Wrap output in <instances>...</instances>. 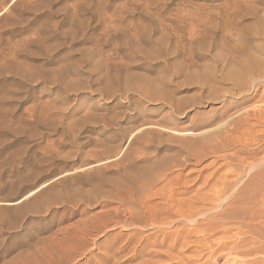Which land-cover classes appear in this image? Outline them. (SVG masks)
I'll return each instance as SVG.
<instances>
[{
  "label": "rangeland",
  "instance_id": "1",
  "mask_svg": "<svg viewBox=\"0 0 264 264\" xmlns=\"http://www.w3.org/2000/svg\"><path fill=\"white\" fill-rule=\"evenodd\" d=\"M258 1L0 0V264L44 258H62V264L263 263L264 224L224 219L236 209L213 196L226 171L222 161L192 162L156 183L151 194L165 193L149 197L145 208L136 205L138 223L113 198L111 183L121 168L118 157L136 175L157 161L181 159L183 140L216 128L220 104L198 103L178 114L138 89L203 102L210 90L185 84L186 75L220 76L251 54L264 60V39L251 32L264 15ZM228 20L253 45L239 48V35L215 28ZM229 53L235 62L221 71L217 56ZM263 93L264 85L249 106ZM202 120L214 123L194 131ZM148 129L152 135L131 144ZM166 193L174 210L163 205ZM185 203L194 217L186 215Z\"/></svg>",
  "mask_w": 264,
  "mask_h": 264
},
{
  "label": "bare ground",
  "instance_id": "2",
  "mask_svg": "<svg viewBox=\"0 0 264 264\" xmlns=\"http://www.w3.org/2000/svg\"><path fill=\"white\" fill-rule=\"evenodd\" d=\"M258 2L262 5H264V0H259ZM263 8H264V6H263ZM258 14H260V13H258ZM258 14H257V16H258ZM1 19H2V14L0 13V22H1ZM255 24L257 26L251 32H255L256 35H258L259 37H262V39H264L263 38L264 37V15L263 14L256 18ZM219 25H220V29H223L225 32L228 31V33H230V31H231V32L239 35L238 38H241V41L243 42L242 44L238 45L239 48L240 47L246 48L248 46L253 45L254 41L253 40L249 41L248 38L246 39L244 37L245 34L241 30L238 29V27H237L238 25L235 24L234 21L228 20V21H225L223 24L221 22V23L217 24L215 28L218 29ZM259 37H257V38H259ZM259 52H260V55L264 56V46L261 47ZM234 58H235V55L232 53H229L227 55L226 54L225 55H218L217 59L219 60L220 64L222 65L221 71H223L225 69V67H227L230 63L235 62V60H233ZM182 72H184V71L180 70V71L175 72V74L179 75ZM184 83L187 85H193V84L196 85L197 84L201 89H203V88H204V90L209 89L210 93L205 97V101H203V102H192L189 100H178L177 101L174 98L170 97L167 93L160 92L159 88L155 89V87H152V88L150 87L147 89H146V87H143V89H138V92L142 96H144L145 98L149 99L150 101H159V102H162L163 104L165 103V104L171 105L174 108V111L178 114L184 113L187 109H189L192 106H196L198 103H205V102L218 103V104H220V107H219V112L217 115L218 120H216V123H217L216 128L213 127L214 129H207L203 132L196 133V134H194V135H196V137L194 136L195 138H193V139L183 140L181 142V148L179 151V155L182 157L181 159L169 160L166 158L164 160L157 161V162L152 164L153 165L152 167L150 166V167H147L146 169L143 168L140 170L137 169L139 171V173L138 174L136 173V175L131 174V171H128V169L132 168V167H130V164L128 166L127 165L125 166L123 164L124 163L123 157L122 156L118 157L117 161H116V166H120L121 168H120V170L115 172V174L117 176L116 180H113L111 182V183H113L112 187H113L114 193L113 192L112 193H113L114 197L110 193L111 196L115 199L116 198L119 199L117 201H119V203H121V206L125 208V211H127L129 214H131L130 219L133 222L134 221L136 222V220L138 219L136 217L137 219L135 220V216H137L135 213L137 211L136 205L141 206L143 208L144 205L150 201L149 197L151 199V197H153V195H159L160 196V194L162 195L165 193V191H164L163 193H160V194H155V193L151 194L153 192V191L151 192V190L154 189L153 186L156 183H159V182L162 183V181H165L170 174H172L178 170L186 169L188 166L192 165V162H194V164H199V163H202L204 161L214 159L212 161V164H216L219 161H222L223 163L221 164V167H222L221 169L225 168L226 171H224L225 173L223 175H221V177L219 179H217L215 184L212 186V192L214 194L213 196H216L215 198H218V199H221L222 197H224V198L226 197L225 201L229 199L230 206L234 207L236 209L235 212H233L232 209H230V207H229V209L233 213H231L229 211L231 214H228V215L226 214L224 219H227L229 221L233 220V222L234 221L237 222V220H240V221L243 220L244 222L246 220H250V221H248L250 223L245 222V223H247V225H250V227L256 226L255 222L256 223L258 222L260 224L259 226H261V224H264V93L262 94L261 99L258 102H256L254 105L249 106V103L252 102L254 99H256V97L259 96V92L261 90V87L264 85V60L261 59L260 57H257L256 55L251 54L248 56V58L245 61H242L237 66H234L227 73L223 72V74H221L220 76L217 75L216 73H213V72L209 73V74L205 73V74H201V75H198L196 73L195 74L191 73V74H188L185 76V82ZM216 85H229V86H231V88L230 89H227V88L226 89H219L216 87ZM253 94H255V95L252 96ZM234 100H236V102ZM232 103H234V104H232ZM213 123L211 120H202L196 126H194L193 129L195 131V130H200V129H203L206 127L211 128L210 125H213ZM186 132H188V131H186ZM147 134L152 135L153 131L148 129V131L146 133H140L139 135H137V138H134L131 141V144H133V145L136 143L140 144L139 143L140 140L144 139V136H146ZM152 138H153V136H152ZM148 142H151V140L146 141L144 143V145ZM88 162H90V161H88ZM118 178H120V179L122 178L121 180H123V181H121ZM177 181H178V178H177V180L176 179L174 180V184H173V182L172 183L170 182L171 184H168L167 189H169L170 192H174L176 190L173 188V186L177 187L179 185V184H177V183H179V181L178 182ZM167 196L168 195L166 193V197ZM170 196L171 195L169 194V197ZM260 196H261L262 200L259 201L258 199ZM154 197H156V196H154ZM169 197H167V200L166 199L164 200V201H166V204L164 203L163 205L164 206L166 205V209H169L170 207H171V209H173V207L171 206L172 204L170 205V203H168L169 202L168 200L171 201V198H169ZM33 198H36V197H33ZM224 198H222V199H224ZM172 200H173V197H172ZM176 202H178V201H176ZM172 203L175 204V201ZM178 203H176V205ZM187 203H188V201H187ZM182 204H184V203H182ZM158 205L160 206V204H158ZM178 205H177V207H178ZM225 205L229 206V204H225ZM159 206H156V207H159ZM167 206H170V207L167 208ZM184 206H187L186 203H185V205H183V208L187 209ZM216 206L218 207L219 205H216ZM156 207H153V209L154 208L156 209ZM181 207H182V205H181ZM190 207L191 206L189 205V208ZM254 207H258V210L256 208L254 209ZM147 208L148 207H146V209ZM149 208H151V207L149 206ZM183 208H182V211L184 210ZM219 208L221 209V207H219ZM219 208H217V209H219ZM166 209H161V210H164L163 212H165ZM177 209L178 208H176V210ZM193 209H194V207H193ZM225 209H226V206H225ZM173 210H170V211H172V213H171V215H173L172 217H174ZM177 211H179V210H177ZM182 211H180V213L177 212V214H179V215H177L175 212V215H177L178 217L184 218L185 214H183V213L181 214ZM187 211H188V209L186 210V212L185 211H183V212H185L186 215L189 212H191V216L194 215V213H192V211H189L188 213H187ZM223 211H224V209H223ZM115 212H117V211H115ZM156 212L158 213L157 209H156ZM218 212L220 213V211H218ZM153 213H154V211H153ZM225 213H228V211ZM169 215L170 214L168 212L167 216H169ZM216 215H217V213H216ZM224 215L221 214V216H224ZM157 216L160 217L159 215H157ZM177 216H175V218ZM221 216L219 215V217L223 219V217H221ZM139 217H141V216H139ZM151 218H153V217H151ZM183 218H180V219H182L180 221H185ZM191 218H189V219H191ZM194 221H196V220H194ZM233 222H231V223H233ZM238 222L236 224H238ZM136 223H138V220ZM177 223H178V220H177ZM241 224H243V223H241ZM240 227H239V230L243 229V227H241V228ZM246 228H248V226ZM252 228H255V227H252ZM252 228H250V229H252ZM94 229H96V228H94ZM245 231L247 233V230H245ZM255 231H257L256 228H255L254 232ZM237 232H239V231H237ZM241 232H243V231L241 230ZM250 232L248 230V233H250ZM239 235L241 236L240 232H239ZM243 235H245V234L243 233ZM249 235L250 234H248V236ZM262 235H260V237ZM232 236L234 237L235 235H232ZM240 236H239V238H242ZM250 237H248V238H250ZM257 238H259V237H257ZM247 239H245V240H247ZM241 241H242V239H241ZM259 241L258 242L261 245L262 244L261 241L263 242L264 239L261 240V238H260ZM243 242L244 241H242V243H241L242 247H243ZM247 243H249V241ZM230 246H231V244H230ZM240 246L241 245H239V247ZM226 247H228V245H226ZM256 247H254V245H253L254 249L258 248V247L257 248ZM236 249H239V248H236ZM252 249H250V250H252ZM246 250H248V249H246ZM235 251H237V250H234V252ZM261 251H262V249H261ZM255 252H259L258 249ZM58 255H60V254H58ZM58 255H56V256H58ZM233 255H234V253H233ZM48 256L50 257V255H48ZM60 258H61V255H60ZM37 259H38V257H37ZM61 259L55 260V258L54 259H52V258L45 259L44 258V260H36L35 262L30 261V264H62ZM64 259H66V258H64ZM67 259H68V257H67ZM260 260L261 259H259V261ZM66 262L67 261H65V263ZM263 263H264V261H263Z\"/></svg>",
  "mask_w": 264,
  "mask_h": 264
}]
</instances>
